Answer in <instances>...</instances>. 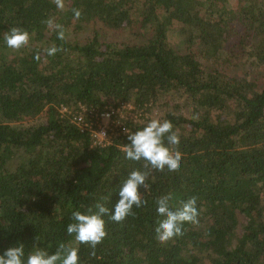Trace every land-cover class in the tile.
<instances>
[{
	"label": "trees",
	"instance_id": "trees-1",
	"mask_svg": "<svg viewBox=\"0 0 264 264\" xmlns=\"http://www.w3.org/2000/svg\"><path fill=\"white\" fill-rule=\"evenodd\" d=\"M233 1L0 0V253L34 238L49 252L71 243L72 210L105 196L111 208L119 181L147 170L124 158L126 132L97 146L72 122L79 106L130 103L128 131L172 121L179 167L151 169L146 203L120 222L105 216L102 243L78 245L81 264H264V0ZM12 27L27 45H4ZM165 195L195 198L198 222L161 243Z\"/></svg>",
	"mask_w": 264,
	"mask_h": 264
},
{
	"label": "clouds",
	"instance_id": "clouds-1",
	"mask_svg": "<svg viewBox=\"0 0 264 264\" xmlns=\"http://www.w3.org/2000/svg\"><path fill=\"white\" fill-rule=\"evenodd\" d=\"M57 9H64V0H54ZM81 12L73 9L74 19H79ZM48 26L53 27V21H47ZM57 38H64L61 25L54 26ZM30 34L27 30L12 27L3 35V43L6 47L19 49L28 44ZM59 49L50 46L45 49L48 56L55 55ZM127 133L128 143L124 147V158L130 161H143L141 170L133 168L119 181L116 190L118 197L111 208L106 206L109 199L105 196L103 200L97 201L94 206L83 211L75 209L71 211L70 223L66 225L65 231L72 237L71 243L59 242L54 252L48 248L40 247L34 238L33 247L26 251L25 244L18 242L7 247L0 253V264H81L79 258V244H86L95 249L107 235L105 216L111 221L120 222L127 216L133 214V206L139 209L146 203L141 199L139 189L147 188L145 181L151 169L156 171L175 172L178 170L180 153L175 150L179 144V136L173 130L172 121L168 119H148L133 131L124 129ZM173 197L165 195L155 202L156 215L160 217L154 229L156 239L163 243L174 236L182 234V225L186 222L197 223L198 209L195 198L186 201L172 203ZM77 245V246H74Z\"/></svg>",
	"mask_w": 264,
	"mask_h": 264
},
{
	"label": "built area",
	"instance_id": "built-area-1",
	"mask_svg": "<svg viewBox=\"0 0 264 264\" xmlns=\"http://www.w3.org/2000/svg\"><path fill=\"white\" fill-rule=\"evenodd\" d=\"M134 107L130 103H122L119 105ZM118 106V107H119ZM118 107L107 109L103 111L88 109L84 106H79L77 113L72 114V122L78 127L80 131H86L92 138V144L97 146H104L111 142V138L116 136L118 132H125L124 127L121 125L122 120H130L132 118L117 117ZM61 113L68 112L65 107L60 110ZM117 117V118H116ZM127 117V116H126ZM113 118H116L115 121ZM103 120L109 122L108 125H103ZM119 122L115 124L114 122Z\"/></svg>",
	"mask_w": 264,
	"mask_h": 264
},
{
	"label": "rangeland",
	"instance_id": "rangeland-1",
	"mask_svg": "<svg viewBox=\"0 0 264 264\" xmlns=\"http://www.w3.org/2000/svg\"><path fill=\"white\" fill-rule=\"evenodd\" d=\"M231 3L233 4V7L235 8L236 2H234L232 0ZM175 39H176L175 40L176 47L178 49H181L182 48V41H181V39H177V38H175ZM117 109H118L117 117H119L120 119H122V118H132L134 120L135 119H138L137 117H138L139 113L135 109H133L132 107H130V106H122V107L119 106ZM153 114H155V113H153ZM116 118H113L114 121H115ZM114 123L116 125L119 124L118 121L117 122H114ZM102 124L103 125H108L109 122H107V120H103Z\"/></svg>",
	"mask_w": 264,
	"mask_h": 264
}]
</instances>
